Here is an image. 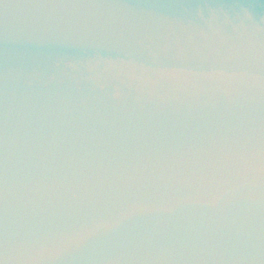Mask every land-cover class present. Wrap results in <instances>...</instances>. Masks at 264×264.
Instances as JSON below:
<instances>
[{
  "label": "water",
  "instance_id": "1",
  "mask_svg": "<svg viewBox=\"0 0 264 264\" xmlns=\"http://www.w3.org/2000/svg\"><path fill=\"white\" fill-rule=\"evenodd\" d=\"M0 264H264V0H0Z\"/></svg>",
  "mask_w": 264,
  "mask_h": 264
}]
</instances>
